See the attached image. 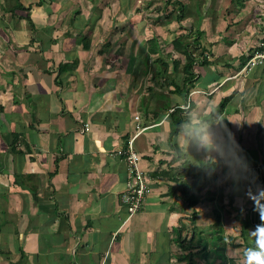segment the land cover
Segmentation results:
<instances>
[{
  "label": "crops",
  "instance_id": "0c3cea01",
  "mask_svg": "<svg viewBox=\"0 0 264 264\" xmlns=\"http://www.w3.org/2000/svg\"><path fill=\"white\" fill-rule=\"evenodd\" d=\"M198 1L178 20L189 0H0V264H246L257 250L264 66L245 64L264 0ZM181 36L205 58L188 80ZM129 145L150 189L130 217Z\"/></svg>",
  "mask_w": 264,
  "mask_h": 264
},
{
  "label": "built area",
  "instance_id": "2783aa9c",
  "mask_svg": "<svg viewBox=\"0 0 264 264\" xmlns=\"http://www.w3.org/2000/svg\"><path fill=\"white\" fill-rule=\"evenodd\" d=\"M260 50H257L249 58L245 64V69H250L257 65L264 66V43L260 45ZM189 105L185 106L187 109ZM137 119V117H135ZM89 129L88 125H85L84 130ZM137 132L142 130L138 124L135 126ZM125 162L127 164L128 181L126 183V189L120 195V202L125 206L126 211L130 216L134 215L141 210L146 203L150 189L144 178L143 173L138 169L139 155L129 145L128 149L124 153Z\"/></svg>",
  "mask_w": 264,
  "mask_h": 264
},
{
  "label": "trees",
  "instance_id": "16d2710c",
  "mask_svg": "<svg viewBox=\"0 0 264 264\" xmlns=\"http://www.w3.org/2000/svg\"><path fill=\"white\" fill-rule=\"evenodd\" d=\"M180 6L179 10V15L177 16L178 20H182V18L185 16V6L182 3H178ZM197 35L199 36L200 33L197 32ZM188 36L184 37L181 36L177 38L174 41V47L175 50L180 52L182 55L185 56L186 63L184 64L183 71L186 73V80L189 78L193 77V73L191 70L193 69V63L197 58H202L204 61L203 57V52L200 51L199 49V44L197 38H193V40H188ZM231 99V97H228L226 99H223L218 107L212 110L210 113L209 118L211 120H215L223 111L225 108L226 103ZM177 133V131H174L170 136H174ZM215 169L216 165L212 162H206V163H201L199 165V169L196 175V181L194 183L195 187L200 190L203 187L209 185L215 177ZM186 191L184 190V194ZM200 200V196H192L188 198L189 205L194 206L198 201Z\"/></svg>",
  "mask_w": 264,
  "mask_h": 264
},
{
  "label": "clouds",
  "instance_id": "9594fccd",
  "mask_svg": "<svg viewBox=\"0 0 264 264\" xmlns=\"http://www.w3.org/2000/svg\"><path fill=\"white\" fill-rule=\"evenodd\" d=\"M257 250H248L246 264H264V212L261 213V223L256 225Z\"/></svg>",
  "mask_w": 264,
  "mask_h": 264
},
{
  "label": "rangeland",
  "instance_id": "374dc122",
  "mask_svg": "<svg viewBox=\"0 0 264 264\" xmlns=\"http://www.w3.org/2000/svg\"><path fill=\"white\" fill-rule=\"evenodd\" d=\"M190 1V4H193V5H184L186 8H185V12H186V16H189V15H193L195 16L194 14V11H197V9L199 8V1L198 0H189ZM214 229V227H213Z\"/></svg>",
  "mask_w": 264,
  "mask_h": 264
}]
</instances>
